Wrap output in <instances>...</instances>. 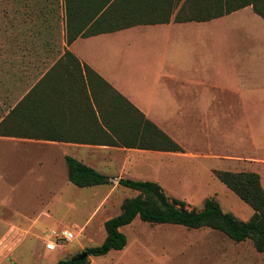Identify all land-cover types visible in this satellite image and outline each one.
I'll return each instance as SVG.
<instances>
[{
  "label": "crops",
  "instance_id": "0c3cea01",
  "mask_svg": "<svg viewBox=\"0 0 264 264\" xmlns=\"http://www.w3.org/2000/svg\"><path fill=\"white\" fill-rule=\"evenodd\" d=\"M184 1L167 22L80 35L70 44L66 19L59 26L54 20L48 22L52 30H46L47 21L44 24L41 20L35 36L41 35L45 41L47 36L52 39L51 35H58L61 51L57 54L44 44L41 49L24 51L21 70L26 77L19 84L17 101L7 106L4 99L0 100V182L7 188L11 172L25 170V174L33 175L34 185L43 181L48 186L62 187L49 201V207L30 220V226L11 225L10 234L31 233L42 216L60 215V204L70 205L77 200L75 193L85 188L94 190L92 195L96 197L101 186H108L99 195L100 202H104L111 186H123L119 184L121 178L150 180L161 186L176 183L182 177L181 161L186 156L253 167L264 164V17L247 5L207 20H177ZM119 96L136 110L128 106L124 110ZM16 105L17 134L2 132L6 130L2 122ZM131 118L154 123L181 150L108 143V136L116 138V132ZM186 118L209 123L215 142L211 150L200 152L188 147L186 141L197 142L200 138L202 142L204 133L181 134ZM236 138L248 150L238 149L240 152L235 153L232 139ZM67 156L108 175L111 183L90 187L72 184ZM162 161L163 166L158 164ZM69 193L72 199L67 202ZM55 202L57 210L51 206ZM71 209L75 211L77 206ZM94 214L95 209L85 224V242L94 239V243L101 244L106 237L104 223L111 217L99 222L101 230L100 225L93 229L88 225ZM130 249L128 242L122 250L91 256L89 264L112 255L111 260L121 263L128 257L136 258Z\"/></svg>",
  "mask_w": 264,
  "mask_h": 264
},
{
  "label": "rangeland",
  "instance_id": "374dc122",
  "mask_svg": "<svg viewBox=\"0 0 264 264\" xmlns=\"http://www.w3.org/2000/svg\"><path fill=\"white\" fill-rule=\"evenodd\" d=\"M65 19V0H0V100L4 99L5 105L10 106L17 101L19 84L26 77L21 70L24 51L41 49L43 44L45 48L57 50V54L61 51L56 38L58 35H51L52 39L47 36L45 41L41 35L35 36L37 26L41 27V20L44 24L47 21L46 30H52V25L48 22L54 20L59 26ZM26 32H30V35ZM200 130L204 133L202 142L200 138H197V142L189 139L186 141L188 147L200 152L211 150L214 138H211L209 123L204 125L186 118L181 124L180 133L189 136ZM232 143L235 153L240 152L238 149L248 150L242 140L232 139ZM223 144L225 145V141ZM186 157V160L181 161V179L176 183L162 185L170 198L183 200L188 208L201 210L207 197H215L224 211L232 212L239 219L248 220L252 216L253 208L222 182L217 176L218 170L211 166L223 167L233 172H257L261 175L264 186V164L253 167L230 160ZM172 162L179 163L175 159ZM162 163L163 161L158 164L163 166ZM25 172L12 171L7 188H3L0 182V264H55L56 260L68 259L80 253L95 242L94 239L93 242H85L88 237L85 224L90 220V213L95 209L93 220L88 225L94 229L103 218L118 214L125 198L138 194L125 186H111L109 198L100 202L99 195L107 191L108 186H101L96 197L92 195L94 190L85 188L84 191L75 193L77 200H73L70 205L60 204V215L52 218L42 216L31 233L20 231L10 234L11 225L21 228L30 226V220L33 221L49 207V201L62 187L48 186L43 181L34 185L33 175ZM65 199L67 202L71 201L70 193L66 194ZM53 205L56 202L51 204L52 209L56 207ZM74 205L78 210L71 209ZM65 227L76 231V238L55 251L46 250L44 242L49 231ZM99 229H102V224ZM103 230L105 231L104 228ZM123 231L131 247L129 252L136 258L128 257L121 263L120 260H111L114 258L112 255L99 257L97 264H264V252L257 251L250 239L235 242L225 233L210 227L192 229L177 224H152L137 217L131 224L124 226Z\"/></svg>",
  "mask_w": 264,
  "mask_h": 264
},
{
  "label": "trees",
  "instance_id": "16d2710c",
  "mask_svg": "<svg viewBox=\"0 0 264 264\" xmlns=\"http://www.w3.org/2000/svg\"><path fill=\"white\" fill-rule=\"evenodd\" d=\"M181 1L65 0L67 42L70 44L80 35L115 31L136 24L167 22ZM247 5H252L254 11L264 17V0H185L176 19L207 20ZM67 54L71 55L70 52ZM107 88L110 86L107 85ZM119 97L124 110L128 109L127 106L136 110L124 97ZM2 124L6 127L2 132L17 134L18 105ZM120 132H116V138L109 135L107 142H121L126 146L145 149L181 150L177 143L149 120L138 121L131 118L122 125ZM66 161L69 180L78 187L111 183V177L74 157L67 156ZM217 176L253 208L254 213L248 220H241L232 212L224 211L215 197H207L203 208L197 210L188 208L183 200L170 198L158 182L121 178L120 185L131 188L138 194L125 198L121 204V212L105 221L104 241L99 245L86 247L68 259H60L56 264H89L91 256H102L113 249H124L128 239L121 227L131 224L137 217L152 224H177L192 229L210 227L220 230L235 242L250 239L257 251L264 252V186L261 175L254 171H218ZM83 253L87 255L81 258Z\"/></svg>",
  "mask_w": 264,
  "mask_h": 264
},
{
  "label": "built area",
  "instance_id": "2783aa9c",
  "mask_svg": "<svg viewBox=\"0 0 264 264\" xmlns=\"http://www.w3.org/2000/svg\"><path fill=\"white\" fill-rule=\"evenodd\" d=\"M77 236L76 231L69 228L51 229L48 237L44 242L45 249L48 251H55L59 246L74 240Z\"/></svg>",
  "mask_w": 264,
  "mask_h": 264
},
{
  "label": "water",
  "instance_id": "95a60500",
  "mask_svg": "<svg viewBox=\"0 0 264 264\" xmlns=\"http://www.w3.org/2000/svg\"><path fill=\"white\" fill-rule=\"evenodd\" d=\"M86 255H87V253H83L82 256H81V258L85 257Z\"/></svg>",
  "mask_w": 264,
  "mask_h": 264
}]
</instances>
